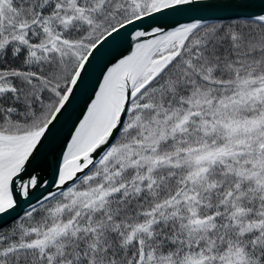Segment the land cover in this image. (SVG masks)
Listing matches in <instances>:
<instances>
[{
  "label": "snow or ice",
  "instance_id": "1",
  "mask_svg": "<svg viewBox=\"0 0 264 264\" xmlns=\"http://www.w3.org/2000/svg\"><path fill=\"white\" fill-rule=\"evenodd\" d=\"M0 264H264V0H0Z\"/></svg>",
  "mask_w": 264,
  "mask_h": 264
}]
</instances>
